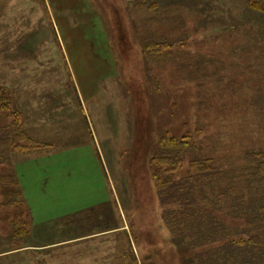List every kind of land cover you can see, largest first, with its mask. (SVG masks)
<instances>
[{"label":"rangeland","instance_id":"1","mask_svg":"<svg viewBox=\"0 0 264 264\" xmlns=\"http://www.w3.org/2000/svg\"><path fill=\"white\" fill-rule=\"evenodd\" d=\"M254 1L264 0H0V89L24 132L52 147L12 158L24 203L0 213V264H131V247L138 264H193L165 226L150 161L164 138H185L222 172L245 182L254 171L264 152Z\"/></svg>","mask_w":264,"mask_h":264},{"label":"trees","instance_id":"2","mask_svg":"<svg viewBox=\"0 0 264 264\" xmlns=\"http://www.w3.org/2000/svg\"><path fill=\"white\" fill-rule=\"evenodd\" d=\"M249 4L264 13V1ZM164 48L146 45L160 57ZM23 117L13 95L0 89V213L24 203L11 156L45 146L24 132ZM198 151L185 138L167 137L150 161L163 220L173 240L191 252L193 264H264V152L251 156L256 166L244 182L245 177L222 172L214 159L198 158ZM188 154L193 156L189 173L181 177ZM241 222L253 229L241 230ZM126 254L131 264H138L132 247ZM119 261L125 264L124 256Z\"/></svg>","mask_w":264,"mask_h":264},{"label":"crops","instance_id":"3","mask_svg":"<svg viewBox=\"0 0 264 264\" xmlns=\"http://www.w3.org/2000/svg\"><path fill=\"white\" fill-rule=\"evenodd\" d=\"M48 149H52V147L51 148H48ZM38 151V150H37ZM45 151H47V149H45V150H43L42 152H45ZM49 151V150H48ZM38 152H41V151H38ZM21 154H25V153H21ZM28 154V153H27ZM15 154H13L12 156H11V163H12V158H13V156H14ZM11 169H12V171L15 173V175H16V177H17V179H18V181H19V183H20V186H21V188H22V191H23V195H24V189H23V187H22V185H21V182H20V179H19V177L17 176V174H16V172H15V170H14V168H13V166L11 165ZM25 197V196H24ZM27 202V201H26ZM28 205V204H27ZM76 234V233H75ZM82 234H79L78 236H73V237H66V238H64V239H62V241H63V243H61V244H66V243H68V242H78V241H82L83 239H84V237L83 236H81ZM93 235H91V236H86V238L88 239V238H90V237H92ZM52 240V239H51Z\"/></svg>","mask_w":264,"mask_h":264}]
</instances>
